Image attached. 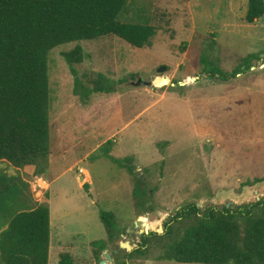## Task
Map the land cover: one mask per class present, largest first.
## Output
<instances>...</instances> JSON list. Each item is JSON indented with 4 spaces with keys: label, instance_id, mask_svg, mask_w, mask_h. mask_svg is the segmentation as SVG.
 Listing matches in <instances>:
<instances>
[{
    "label": "rangeland",
    "instance_id": "1",
    "mask_svg": "<svg viewBox=\"0 0 264 264\" xmlns=\"http://www.w3.org/2000/svg\"><path fill=\"white\" fill-rule=\"evenodd\" d=\"M165 1L129 0L120 16L155 26L151 47L110 36L50 53L49 170L46 178L25 177L33 202L49 197V264L62 253L76 264H177L156 255L113 259V246L96 260L90 244L106 240L100 212L115 214L119 242L129 245L121 249L131 253L142 233L162 234L188 205L264 197V181L251 184L264 179V18L247 24V7L236 0ZM76 45L84 50L75 66L81 80L103 74L112 93L85 103L74 96L62 53ZM139 78L153 85L133 86ZM126 157L133 175L114 163ZM0 172L21 174L5 162ZM137 177L153 191L145 211L132 196Z\"/></svg>",
    "mask_w": 264,
    "mask_h": 264
},
{
    "label": "trees",
    "instance_id": "2",
    "mask_svg": "<svg viewBox=\"0 0 264 264\" xmlns=\"http://www.w3.org/2000/svg\"><path fill=\"white\" fill-rule=\"evenodd\" d=\"M128 1L0 0V162L21 173L0 172V264H49V197L33 202L25 177L46 178L49 170L50 53L64 45L110 36L136 49L151 47L158 32L155 26L120 20ZM247 1L245 22L252 25L264 18V0ZM62 57L74 78L73 94L83 103L94 94L113 92L103 74L83 75L86 84L81 80L75 68L84 61L80 45ZM235 75L219 80L227 82ZM131 162L132 157L114 160L133 175ZM152 195L144 181L135 178L132 196L141 211L148 208ZM100 220L106 240L90 244L96 260L113 246V259L120 254L156 255V261L177 264H264V197L205 210L188 205L164 223L162 234L142 233L138 249L131 253L119 246L115 214L101 211ZM58 263L76 264L68 253L60 254Z\"/></svg>",
    "mask_w": 264,
    "mask_h": 264
},
{
    "label": "water",
    "instance_id": "3",
    "mask_svg": "<svg viewBox=\"0 0 264 264\" xmlns=\"http://www.w3.org/2000/svg\"><path fill=\"white\" fill-rule=\"evenodd\" d=\"M141 85H143V86H151V85H153V82L152 81H143L142 79L139 78V79H137L136 83L133 84V86H135V87H139ZM82 179L83 178L80 177V180H82ZM146 233H148V231H146ZM124 246H125V244H123V243L120 244V248H127V247H124ZM108 259L111 260V257L108 256Z\"/></svg>",
    "mask_w": 264,
    "mask_h": 264
},
{
    "label": "crops",
    "instance_id": "4",
    "mask_svg": "<svg viewBox=\"0 0 264 264\" xmlns=\"http://www.w3.org/2000/svg\"><path fill=\"white\" fill-rule=\"evenodd\" d=\"M171 0H166L165 2H166V4L168 3V2H170ZM236 7H238V9H240L241 7H243V9H244V6H246L247 7V5H248V1L247 0H236ZM247 11V10H246Z\"/></svg>",
    "mask_w": 264,
    "mask_h": 264
},
{
    "label": "bare ground",
    "instance_id": "5",
    "mask_svg": "<svg viewBox=\"0 0 264 264\" xmlns=\"http://www.w3.org/2000/svg\"><path fill=\"white\" fill-rule=\"evenodd\" d=\"M124 247H127V248H129V245H128V244H127V245L125 244V246H124Z\"/></svg>",
    "mask_w": 264,
    "mask_h": 264
},
{
    "label": "built area",
    "instance_id": "6",
    "mask_svg": "<svg viewBox=\"0 0 264 264\" xmlns=\"http://www.w3.org/2000/svg\"><path fill=\"white\" fill-rule=\"evenodd\" d=\"M80 172H82V171L80 170Z\"/></svg>",
    "mask_w": 264,
    "mask_h": 264
}]
</instances>
